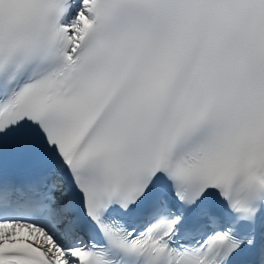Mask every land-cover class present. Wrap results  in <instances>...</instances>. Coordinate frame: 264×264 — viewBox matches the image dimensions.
Masks as SVG:
<instances>
[{
    "label": "snow or ice",
    "instance_id": "1",
    "mask_svg": "<svg viewBox=\"0 0 264 264\" xmlns=\"http://www.w3.org/2000/svg\"><path fill=\"white\" fill-rule=\"evenodd\" d=\"M0 264H264V0H0Z\"/></svg>",
    "mask_w": 264,
    "mask_h": 264
}]
</instances>
